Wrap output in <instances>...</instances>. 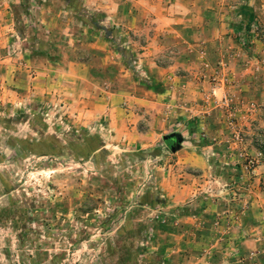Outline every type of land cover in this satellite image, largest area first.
<instances>
[{"label":"rangeland","instance_id":"rangeland-1","mask_svg":"<svg viewBox=\"0 0 264 264\" xmlns=\"http://www.w3.org/2000/svg\"><path fill=\"white\" fill-rule=\"evenodd\" d=\"M201 1V97L124 131L166 88L102 1L0 0V264H264V0Z\"/></svg>","mask_w":264,"mask_h":264},{"label":"crops","instance_id":"crops-1","mask_svg":"<svg viewBox=\"0 0 264 264\" xmlns=\"http://www.w3.org/2000/svg\"><path fill=\"white\" fill-rule=\"evenodd\" d=\"M101 1L98 7L104 15V22L113 23L117 31L121 30L122 36H127L128 40L138 44L136 47L141 50V62L145 64L146 72L151 74L153 81L160 82L166 88L158 97L133 96V105L136 107L132 108V111L120 109V95H111L103 100V115H107L111 123L121 124L122 129L128 131L132 117L137 118L131 121L135 123L141 119L140 114L154 115L151 109H155L163 98H166L165 101L169 104H172L171 100L173 102L175 98L181 97L187 104L192 100L198 101L201 97L200 91L206 85L197 77L201 66L189 64L188 59H182L180 53L181 48L196 51L202 43L217 39L220 37L219 33L222 35L220 27H215L211 29V33H207L208 24L203 13L207 6H204L201 0ZM230 34L228 30L226 35ZM171 51L175 54L172 61L161 63V58L168 56L169 52L172 54ZM181 74L185 77H181ZM83 77L86 79L85 75ZM256 86L257 89L261 87ZM81 103L82 114H89V103ZM130 130H135V126Z\"/></svg>","mask_w":264,"mask_h":264},{"label":"trees","instance_id":"trees-1","mask_svg":"<svg viewBox=\"0 0 264 264\" xmlns=\"http://www.w3.org/2000/svg\"><path fill=\"white\" fill-rule=\"evenodd\" d=\"M263 139H264V135H263ZM168 143H169V141H168ZM255 145H258V144H255ZM36 151H39V150L36 149ZM261 154H262L263 159H264V140H263L262 146H261ZM11 211H12V208L5 207V209H3V211L1 212L0 218L5 219L10 214ZM26 237H27V233L22 235V239L26 240Z\"/></svg>","mask_w":264,"mask_h":264},{"label":"water","instance_id":"water-1","mask_svg":"<svg viewBox=\"0 0 264 264\" xmlns=\"http://www.w3.org/2000/svg\"><path fill=\"white\" fill-rule=\"evenodd\" d=\"M168 139H170V137H169V138H166V140H168ZM174 143H175V142H173V143L171 144V146H170L172 151H175L176 148H177V146H175Z\"/></svg>","mask_w":264,"mask_h":264},{"label":"flooded vegetation","instance_id":"flooded-vegetation-1","mask_svg":"<svg viewBox=\"0 0 264 264\" xmlns=\"http://www.w3.org/2000/svg\"><path fill=\"white\" fill-rule=\"evenodd\" d=\"M169 143H171V141L169 140Z\"/></svg>","mask_w":264,"mask_h":264}]
</instances>
